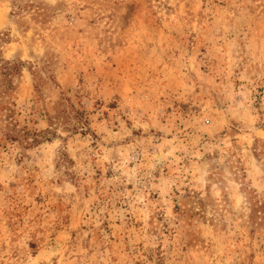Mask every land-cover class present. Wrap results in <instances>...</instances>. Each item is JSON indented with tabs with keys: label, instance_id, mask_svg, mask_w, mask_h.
Wrapping results in <instances>:
<instances>
[{
	"label": "rangeland",
	"instance_id": "obj_1",
	"mask_svg": "<svg viewBox=\"0 0 264 264\" xmlns=\"http://www.w3.org/2000/svg\"><path fill=\"white\" fill-rule=\"evenodd\" d=\"M4 61L0 264H264V0H0Z\"/></svg>",
	"mask_w": 264,
	"mask_h": 264
},
{
	"label": "trees",
	"instance_id": "obj_2",
	"mask_svg": "<svg viewBox=\"0 0 264 264\" xmlns=\"http://www.w3.org/2000/svg\"><path fill=\"white\" fill-rule=\"evenodd\" d=\"M16 69L17 63L14 61H4L0 65V129L3 137L8 141L25 142V146H27L38 142V140L33 139L31 142L28 141V129L18 125L17 119L15 118V111L10 102L8 100L2 101V95L6 94L12 88V76Z\"/></svg>",
	"mask_w": 264,
	"mask_h": 264
}]
</instances>
